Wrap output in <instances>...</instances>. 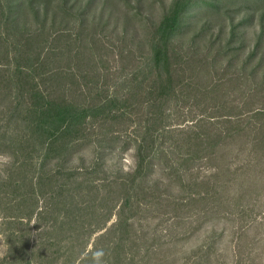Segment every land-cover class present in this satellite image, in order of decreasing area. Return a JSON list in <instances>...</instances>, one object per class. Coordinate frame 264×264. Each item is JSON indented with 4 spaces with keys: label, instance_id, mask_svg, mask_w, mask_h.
<instances>
[{
    "label": "rangeland",
    "instance_id": "374dc122",
    "mask_svg": "<svg viewBox=\"0 0 264 264\" xmlns=\"http://www.w3.org/2000/svg\"><path fill=\"white\" fill-rule=\"evenodd\" d=\"M171 2L0 0V157L11 158L0 165V264H22L20 240H29V255L44 256L32 264H50L59 246L74 257L56 264H91L98 248L106 264H264V0H198L189 10L184 33L172 41L183 87L163 102L169 131L154 136L161 148L155 145L149 176L133 175L150 117L141 95V109L124 107L123 117L97 121L59 169L58 161L40 165L43 155L21 116L2 129L15 94L29 106L27 81L20 92L12 87L29 72L21 66H35L41 88L77 106L130 98L128 84H136ZM61 168L60 183L83 188L74 194L82 220L54 230L62 242L52 239L57 246L39 251L49 243L50 221L37 214L19 220L17 193L32 177Z\"/></svg>",
    "mask_w": 264,
    "mask_h": 264
},
{
    "label": "trees",
    "instance_id": "16d2710c",
    "mask_svg": "<svg viewBox=\"0 0 264 264\" xmlns=\"http://www.w3.org/2000/svg\"><path fill=\"white\" fill-rule=\"evenodd\" d=\"M197 5H199L198 0H172L171 5L163 14L153 35L149 54L143 59L142 64L136 70V84H128L130 98L116 96L107 98L105 101L93 106H77L69 101L57 100L54 95L41 88L39 83L35 82L34 79L35 66L30 64L29 66L19 67V69L26 68L29 72L25 74V71H21L19 81L14 82L12 87L19 89L20 92V90L26 89L24 87L27 81L30 90L29 106L21 104L23 99L22 93L21 99L15 94L14 101L17 105L7 109L9 114L7 117H4L6 125L2 129L5 128L7 130L6 128L12 126L16 120H20L21 116L25 124L23 126L16 124L13 129L14 132L17 133L21 129V126L25 129L27 128L33 136L31 141L38 146V151L43 155L40 165L45 166L49 161H58L60 164H58L57 169H59L61 163L63 162L62 166H65L80 145L85 143L86 138L91 134L90 128H93V125L97 121L105 116L109 117L110 114L113 119L116 116L117 118L123 117L125 113L124 107L127 110L129 108L133 110V107L137 105L141 109L143 106V102L139 97L141 95L143 96L144 104H150L147 110L150 117L146 122L142 135H140L142 139L138 144V169L133 175L136 179H140L153 174L156 155L155 145L157 144V138H154V136L158 137L159 135H164V132L169 131L167 130L168 126H163L165 124L163 117L167 116L163 102L169 101L172 95L175 94L173 89L177 86L183 87L182 80L179 83L175 76L177 69L174 68L172 60V53L174 52L172 41L178 35L184 33L189 23L187 14L192 7ZM174 54H177V52ZM180 78L182 79L181 76ZM132 88H136L137 91H132L131 93L130 89ZM5 130L3 131L5 132ZM194 135L187 133L186 137L192 140V136ZM199 139L203 141V139ZM157 148L159 151L161 146L157 144ZM172 168V175L179 173L180 168L173 166ZM61 173L64 174L67 171L61 168L60 170H56L54 174L51 173L54 177L53 180L49 177L51 175H39L36 178L34 176L29 180L28 184H25V190L19 194L17 193L19 209L21 208L24 211L18 217L19 220H27L33 214H37L41 221L45 219L50 221V226L47 227H50L51 230L47 228L49 231L46 230L43 235L45 238L48 236L49 243H42L43 245H40L39 251H43L42 248L44 247L51 249L50 246H57V243H52V239L62 242L63 239L61 240L52 236L54 230L67 229V226H71L75 222V219L78 222L82 220V218L79 219L80 206H78V203L80 202H78V198L74 194L77 192V189L79 191L83 190V188L74 184H67L66 186V184L60 183L57 176ZM36 181L37 183H35ZM64 187L68 189L66 190ZM68 190H70V193ZM67 192L69 196L64 194H67ZM28 238L30 239V237ZM19 243L22 247L24 246L22 249L20 247V250L24 252V256L18 263L32 264L35 258L44 257L42 253L39 254L36 251H33V255L30 254L31 256L28 254L29 240H20ZM61 250L62 247L59 246L56 250H52V254H48L46 259L55 258L50 264H56V261H59L60 258L62 259V257L72 253L71 251L63 253ZM82 252H79L75 256L76 259H79L83 255ZM70 255L74 257L73 253ZM29 256L31 259L25 262V259L29 258ZM199 262L200 264L202 263V261H197L195 264H199ZM116 264H121V260L116 261Z\"/></svg>",
    "mask_w": 264,
    "mask_h": 264
},
{
    "label": "clouds",
    "instance_id": "9594fccd",
    "mask_svg": "<svg viewBox=\"0 0 264 264\" xmlns=\"http://www.w3.org/2000/svg\"><path fill=\"white\" fill-rule=\"evenodd\" d=\"M11 158L8 156L0 157V165L9 166ZM106 253L102 248H98L91 252V264H106L104 257Z\"/></svg>",
    "mask_w": 264,
    "mask_h": 264
}]
</instances>
